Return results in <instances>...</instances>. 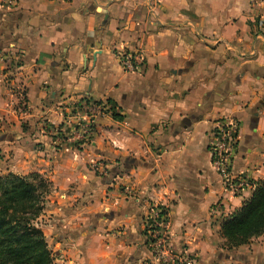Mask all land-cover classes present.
Segmentation results:
<instances>
[{
  "label": "crops",
  "instance_id": "obj_1",
  "mask_svg": "<svg viewBox=\"0 0 264 264\" xmlns=\"http://www.w3.org/2000/svg\"><path fill=\"white\" fill-rule=\"evenodd\" d=\"M123 54H138L141 66L124 70ZM82 99L108 114L94 116L91 140L75 146L63 109ZM221 119L238 125L232 176L264 180V0L0 7V130L10 133L0 136L1 170L51 182L41 220L54 264H161L144 236L152 207L166 210L171 253L264 264V235L223 246L221 224L252 189L227 190L212 164Z\"/></svg>",
  "mask_w": 264,
  "mask_h": 264
},
{
  "label": "trees",
  "instance_id": "obj_2",
  "mask_svg": "<svg viewBox=\"0 0 264 264\" xmlns=\"http://www.w3.org/2000/svg\"><path fill=\"white\" fill-rule=\"evenodd\" d=\"M78 103L87 106L102 104L89 99ZM112 118L122 120L115 113ZM91 138L88 137V141ZM78 144L81 143L75 146ZM253 184L249 199L221 224L220 234L227 250L244 246L253 238L264 235V180ZM51 189V182L39 173L0 175V264H53L41 220ZM166 215V210L161 208L158 218L165 221ZM143 222L145 224V219ZM157 230L146 225L145 238Z\"/></svg>",
  "mask_w": 264,
  "mask_h": 264
},
{
  "label": "built area",
  "instance_id": "obj_3",
  "mask_svg": "<svg viewBox=\"0 0 264 264\" xmlns=\"http://www.w3.org/2000/svg\"><path fill=\"white\" fill-rule=\"evenodd\" d=\"M15 6V0H1L0 7L11 8ZM120 66L133 72L141 66V58L138 54H123L119 57ZM63 111L68 114L67 118L74 123L76 127V142L81 144L88 141V137L93 135L94 116H105L108 114V108L104 105H90L73 102L64 107ZM238 125L233 120L221 119L216 121L213 131V143L211 145L212 164L214 165L224 187L234 193L249 188L253 189L254 184L242 177H234L231 174V162L237 142ZM115 149H120V143L117 140L110 142ZM91 169L99 176L108 175L106 168L99 163H92ZM160 207H152L148 210L145 217V226H154L158 230L150 236H147V245L151 253L161 264H195L193 260L180 254L171 253L165 246L167 238L168 220H160L158 213ZM166 219V217H165Z\"/></svg>",
  "mask_w": 264,
  "mask_h": 264
},
{
  "label": "rangeland",
  "instance_id": "obj_4",
  "mask_svg": "<svg viewBox=\"0 0 264 264\" xmlns=\"http://www.w3.org/2000/svg\"><path fill=\"white\" fill-rule=\"evenodd\" d=\"M52 132H55L54 129H52ZM3 134H7V135H10V133H7L5 130H0V136L3 135ZM1 163H2V156L0 155V175H3V174H6V173H2V170H1ZM36 173V172H35ZM42 175V174H41ZM98 175V174H97ZM20 176V175H19ZM99 176V175H98ZM43 177H46L48 179L47 176L43 175ZM99 177H103V176H99ZM51 192H52V189H51ZM102 216H99L97 218H100ZM153 254V253H152ZM54 264V263H53ZM145 264H150V263H145Z\"/></svg>",
  "mask_w": 264,
  "mask_h": 264
},
{
  "label": "water",
  "instance_id": "obj_5",
  "mask_svg": "<svg viewBox=\"0 0 264 264\" xmlns=\"http://www.w3.org/2000/svg\"><path fill=\"white\" fill-rule=\"evenodd\" d=\"M179 73H181V71H180ZM3 139H4V136L0 137V142H2ZM125 168L129 169V166H126ZM105 181H106V180H105ZM106 183H108V181H106ZM96 217H99V215H96ZM102 217H103V218H104V217L107 218L108 216H107V215H103Z\"/></svg>",
  "mask_w": 264,
  "mask_h": 264
}]
</instances>
